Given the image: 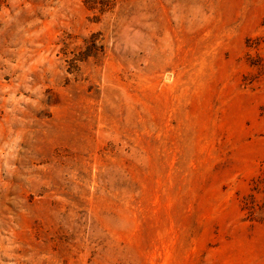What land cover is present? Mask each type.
<instances>
[{
  "label": "rangeland",
  "instance_id": "rangeland-1",
  "mask_svg": "<svg viewBox=\"0 0 264 264\" xmlns=\"http://www.w3.org/2000/svg\"><path fill=\"white\" fill-rule=\"evenodd\" d=\"M0 264H264V0H2Z\"/></svg>",
  "mask_w": 264,
  "mask_h": 264
},
{
  "label": "trees",
  "instance_id": "trees-1",
  "mask_svg": "<svg viewBox=\"0 0 264 264\" xmlns=\"http://www.w3.org/2000/svg\"><path fill=\"white\" fill-rule=\"evenodd\" d=\"M1 4H2V0H0V6H1Z\"/></svg>",
  "mask_w": 264,
  "mask_h": 264
}]
</instances>
